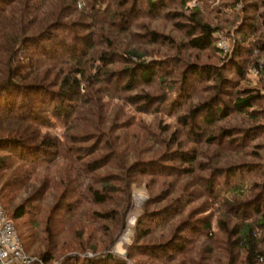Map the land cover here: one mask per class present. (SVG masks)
I'll return each mask as SVG.
<instances>
[{
	"label": "rangeland",
	"instance_id": "obj_1",
	"mask_svg": "<svg viewBox=\"0 0 264 264\" xmlns=\"http://www.w3.org/2000/svg\"><path fill=\"white\" fill-rule=\"evenodd\" d=\"M83 4L84 0H77L75 11L68 14L65 21L77 19L85 24L90 19L92 25L88 28L96 34L91 52L117 51L106 55L112 60L108 69L116 73L135 60L154 58L166 61L164 78L148 85H136L128 91L113 90L106 81H81L77 94H82L85 102L80 101L81 109L77 106L70 114L64 124L69 128L53 122L46 130L60 139L66 134L73 136L72 145L80 148L78 153L82 155V163L94 159L98 168L81 172L82 176L73 181H80L74 189L69 182L72 171H67L68 177L64 175V161L55 160L56 170L53 165L48 169L38 166L30 183L20 189L18 197L5 208L20 201L35 206L37 210L31 228L39 230L51 207L66 198L61 213L67 214L65 206L71 207L72 212L58 225L55 240L75 239L97 243L99 248L96 239L107 229L106 234H112L114 239L105 251L129 264H228L230 260L232 264H240L243 250L240 244L234 245L231 252L225 250L227 237L218 227L220 219L226 220L230 227L252 221L253 241L264 256V224L255 223L260 220L258 213L243 219L228 208L234 200H244L254 194L251 184L264 179V0H185L184 3L166 0L162 9L152 14L142 11L125 23L114 25L104 19L101 20L103 23L94 25L83 8L81 16L78 15ZM142 7L140 4V9ZM190 7L197 9V16L202 21L218 26L213 33L214 46L194 49L184 42L185 29L176 23L185 21L182 16L191 11ZM174 12L183 15L175 16ZM151 30L160 36L152 40ZM105 38L109 39L106 43ZM218 42L224 44L225 50ZM131 49L138 55L131 54L130 59ZM186 63L207 65L211 72L220 73L221 78L188 77L189 94L179 99L180 69ZM84 68L91 74L93 65L88 61ZM54 75L62 76L63 73L50 72L47 81L56 83ZM76 78L80 79L78 75ZM143 91L166 94V97L157 109L141 111L138 108L140 102H134L128 96ZM249 92L253 94L251 105L244 111H235L231 106L234 98L244 97ZM213 96L216 101L229 106L228 112L207 125L198 119L201 137L197 139L195 131L198 129H189L179 116L197 102ZM225 130L231 133V140L223 137ZM173 131L174 138H171ZM209 135L211 139L206 138ZM126 144L131 145L128 149L132 146L135 149L129 154L125 147V162L158 160L163 165L159 173L153 172L155 166L146 173L131 168L122 180L119 164ZM183 151L192 154L194 159L177 164L171 157ZM173 165L182 170L171 172ZM208 177L213 183L211 192L204 186ZM91 182L99 187L105 185L101 190H105L109 198L103 204L93 202L86 190ZM64 183L69 187L65 188ZM232 183L242 185L237 198L231 193ZM162 210L171 213L162 218ZM152 211L157 214L153 221L150 220ZM201 216L208 220L209 227H203L199 233H187L183 222H193ZM138 219L142 221L141 225L151 228L148 234L140 237L136 232ZM171 235L185 239L186 249L176 254L160 253L161 259H153L149 255L153 246L149 245L168 240ZM36 249L37 244L31 242L27 250L36 255L33 252ZM73 253L93 254L90 250H59L53 254L50 264ZM257 260L254 264H264L260 254Z\"/></svg>",
	"mask_w": 264,
	"mask_h": 264
},
{
	"label": "trees",
	"instance_id": "obj_2",
	"mask_svg": "<svg viewBox=\"0 0 264 264\" xmlns=\"http://www.w3.org/2000/svg\"><path fill=\"white\" fill-rule=\"evenodd\" d=\"M76 1L0 0V204L6 216L12 221L24 250L28 252L27 249L31 242L37 244V249L33 251L37 253L36 255L28 252L36 258L35 264H50L53 254L64 249L90 250L93 254L82 256L73 253V255L57 258L56 263L53 264H129L123 258L120 259L110 251H105L114 239L112 234H106L107 229L102 232L101 237L96 239L99 248L97 243H87L75 239L61 242L55 240L58 225L64 217L72 212L71 207L65 206L67 214L62 215L61 213L66 198L59 200L51 207L40 223L39 230L31 228L32 217L37 210L35 206L20 201L7 209L5 208L8 203L18 197L19 190L30 183L34 169L38 166L48 169L53 165L54 169L55 160L64 161V175L68 177L69 172L72 171L73 177L69 182L71 188L74 189L80 184V181H73L78 176H82L81 172L86 173L98 168L99 165L94 159L88 163L87 161L82 163V158H80L82 155L78 153L80 148L72 145L73 136L66 134L62 135V139H60L46 130L53 122L62 123L61 125L65 129L69 128L64 124L68 121L70 114L77 110V106L78 109H81L80 101L85 102L83 95L77 94L81 81L89 79L104 83L106 81L107 86L114 87L113 90L117 88L128 91L136 85H148L154 80L162 81L164 78L166 61L154 58L135 60L132 64L123 66L116 73L108 69L107 65L112 60L106 55L115 54L117 51L110 50L105 53L104 49L99 50L96 54L91 52L95 47L96 38L94 37L96 34L88 28L89 25H92L89 22L90 19L85 24L77 19L65 21L68 14L75 11ZM179 1L185 2V0ZM165 3L166 0H84L78 15L81 16L83 8L87 10L86 16L93 20L94 25L102 19L114 25L116 22L125 23L128 18L134 17L142 11L145 14H152L162 9ZM140 4L143 5L141 9ZM189 9L191 11L184 15L181 12H174L175 16L183 15L182 17L185 19L184 22L176 23V26L185 29L186 39L184 42L186 45L194 49L214 46L213 33L218 26L202 21L197 16L195 7ZM99 16L102 18L100 19ZM121 29L124 30V28ZM150 34L152 40L160 36L153 30L150 31ZM106 39L107 42L109 40L105 38V43ZM131 54L138 55L133 49L128 53L130 59ZM118 57L121 58V56ZM88 61H90V65H93L91 74L84 68V64ZM50 72L63 73V75L57 77L54 75L53 77L57 78L56 83H50L46 79ZM77 75L80 79L76 78ZM180 76L182 81L178 83L179 99L189 94L188 77L202 79L214 76L218 79L221 78L220 73L211 72L210 67L198 63L184 64L180 69ZM252 96L251 92L244 97L236 96L232 101V108L238 112L246 110L251 105L250 98ZM128 97L131 100L134 99V102H140L138 108L141 111H148L149 108L157 109V105L165 100L166 94L156 95L143 91ZM216 99L213 96L208 100L197 102L189 107L187 112L179 116V119L188 125L189 129H198L195 131L197 139L201 137L198 119L207 125L216 118L226 116L228 112L229 106L220 103V100L216 101ZM223 132V137L231 140V133L228 130ZM174 134L173 131L170 137L174 138ZM211 137L209 135L206 138L211 139ZM127 146L131 145H124L125 152L121 154L123 160L119 164V169L123 174L122 180L127 175V171H131V168L134 171L146 173L155 166L152 169L153 172L159 173L158 171L163 165L158 160L139 159L135 162H127V160L125 162L123 155L126 154V150H129L130 154L135 149V146L129 149ZM125 147H127L126 150ZM171 158L176 160L177 164H182L192 161L194 156L183 151L174 153V157ZM133 170L132 172H134ZM170 170L177 173L178 170H182V167L175 166ZM64 185L65 188L69 187V184L64 183ZM231 185V193H234L233 196L237 198L236 196L242 192V185L239 183ZM103 186H95L92 182L87 186L86 190L90 193L93 202L103 204L109 198L107 192L101 190ZM204 186L206 190L213 191L211 178L206 179ZM251 186L255 189L254 194L244 200H234L228 208L243 219H247L251 213H258L260 220L255 223L263 225L264 179L260 183L253 182ZM161 213L163 218L171 211L162 210ZM150 214H153L150 219L153 221L157 214L153 211ZM100 216L104 217V214H100ZM137 221L138 236L148 234L151 228L141 225L142 221L139 219ZM194 221L187 222L185 220L183 222L182 225L187 233H199L203 227H209V222L204 216ZM139 224L141 227L138 226ZM239 224L230 227L226 220H218L219 229L227 237L224 240L225 250L231 252L234 245L240 244L243 250L240 264L258 263V254L264 261L262 251L256 248L253 241V222L244 221ZM175 235H171L168 240L157 241L154 245H149L153 246V250L150 252L152 254L149 255L153 259H161L160 253L163 255L176 254L186 249L185 239H179ZM97 249L100 251L97 252ZM101 251H105V253ZM230 258L228 254V260ZM228 264H232L231 260Z\"/></svg>",
	"mask_w": 264,
	"mask_h": 264
},
{
	"label": "built area",
	"instance_id": "obj_3",
	"mask_svg": "<svg viewBox=\"0 0 264 264\" xmlns=\"http://www.w3.org/2000/svg\"><path fill=\"white\" fill-rule=\"evenodd\" d=\"M218 44L224 49L223 43ZM35 261L36 258L24 250L12 221L0 204V264H35Z\"/></svg>",
	"mask_w": 264,
	"mask_h": 264
}]
</instances>
